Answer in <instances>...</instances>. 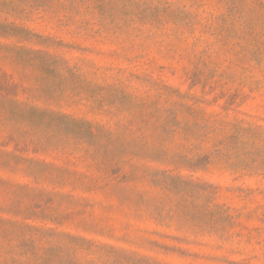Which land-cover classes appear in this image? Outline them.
<instances>
[{
	"label": "rangeland",
	"instance_id": "1",
	"mask_svg": "<svg viewBox=\"0 0 264 264\" xmlns=\"http://www.w3.org/2000/svg\"><path fill=\"white\" fill-rule=\"evenodd\" d=\"M0 75V264H264V0H0Z\"/></svg>",
	"mask_w": 264,
	"mask_h": 264
},
{
	"label": "trees",
	"instance_id": "2",
	"mask_svg": "<svg viewBox=\"0 0 264 264\" xmlns=\"http://www.w3.org/2000/svg\"><path fill=\"white\" fill-rule=\"evenodd\" d=\"M5 79H6V75H0V93H2V95L0 96V102L3 103L5 101L6 103H8L11 106V110L9 111V113L11 114V117H13L14 115L18 114L19 106L24 105V104L9 99L11 95L15 94L16 86L7 83V81ZM43 113H46V112H43ZM49 116H50V114H49ZM59 118L61 120H71V122H73L75 125H78V126H86V128L91 127V124L89 122H86L82 119H80V120L69 119V117H67V116H59ZM156 153L157 152H155V154ZM203 160H204V162H201ZM206 162H207V160H205L203 158L202 159L197 158V159H189L187 161L183 160L182 165H186L189 168H197L201 165V163L205 164ZM111 250L114 252V248H111ZM122 252H127V251L122 250ZM132 255H134V253H132Z\"/></svg>",
	"mask_w": 264,
	"mask_h": 264
}]
</instances>
